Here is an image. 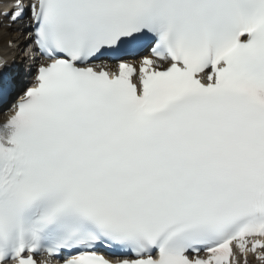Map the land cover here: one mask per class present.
Wrapping results in <instances>:
<instances>
[{
  "label": "snow or ice",
  "instance_id": "snow-or-ice-1",
  "mask_svg": "<svg viewBox=\"0 0 264 264\" xmlns=\"http://www.w3.org/2000/svg\"><path fill=\"white\" fill-rule=\"evenodd\" d=\"M4 22L34 47L0 59V264H264V0Z\"/></svg>",
  "mask_w": 264,
  "mask_h": 264
},
{
  "label": "bare ground",
  "instance_id": "bare-ground-1",
  "mask_svg": "<svg viewBox=\"0 0 264 264\" xmlns=\"http://www.w3.org/2000/svg\"><path fill=\"white\" fill-rule=\"evenodd\" d=\"M4 37H6V32H5V34L0 33V58H2L3 56L5 57V56L10 55V54L14 55V52L16 51L13 49V47L8 48L5 45L6 40ZM14 37H15L14 40L19 39V36H17V35H14ZM21 44L22 43H20V45Z\"/></svg>",
  "mask_w": 264,
  "mask_h": 264
}]
</instances>
